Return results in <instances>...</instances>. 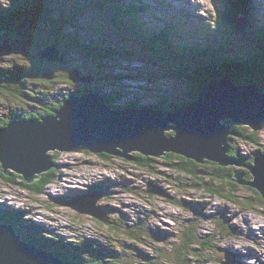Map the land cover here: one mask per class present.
Segmentation results:
<instances>
[{"label":"rangeland","instance_id":"rangeland-1","mask_svg":"<svg viewBox=\"0 0 264 264\" xmlns=\"http://www.w3.org/2000/svg\"><path fill=\"white\" fill-rule=\"evenodd\" d=\"M222 1L225 4L219 0H0V45L8 44L7 51L0 53V88L10 90L0 95V121L30 118L39 122L51 106L82 90L105 96L115 110L136 107L170 112L184 101L186 105L196 101V81L173 70L170 52L178 50L176 43H209L213 49L226 46L225 54L243 57L256 49L264 53L263 39L256 41L264 36V0H248L245 15L236 18V33L224 26L221 35L215 22L217 12L226 6ZM171 21L178 23L173 24L171 48L156 43L159 56L153 60L152 42L145 36L154 34L151 28H164ZM246 37L252 38L250 43ZM55 39L68 48L50 45ZM48 46L59 49L62 62L42 55ZM261 66L259 62L255 67L264 78ZM74 70L90 75V81L69 80L68 73ZM245 70L249 76V68ZM40 71H45L42 75L51 71L57 79L36 82L33 75ZM233 80L236 86L249 85ZM229 122V118L219 121L232 130ZM237 125L239 137L226 134L224 140L228 149L235 146L242 157L253 161L252 166L264 148V121L256 130ZM241 132L254 136L258 144L248 142L253 140ZM165 133L174 134L173 129ZM51 153L56 156V171L40 194L24 188L20 179L11 184L0 176V212L17 215L15 230L24 240L32 238L40 251L52 252L63 262L62 253L104 264H173L174 247L192 228L208 239L210 247L189 257L191 264H264V198L238 182V176L245 179L242 165L208 159L197 162L169 152L152 157L131 151L134 160L104 158L83 147ZM137 155L150 158L149 165L136 164ZM216 164L236 167L228 179L233 184L225 178L212 179ZM181 167L192 169L195 175ZM6 170V176H21L26 182L21 173ZM34 174L36 180L42 173ZM205 184L220 187L222 196L207 191ZM93 194L98 196L95 206L102 219L72 206Z\"/></svg>","mask_w":264,"mask_h":264},{"label":"water","instance_id":"water-1","mask_svg":"<svg viewBox=\"0 0 264 264\" xmlns=\"http://www.w3.org/2000/svg\"><path fill=\"white\" fill-rule=\"evenodd\" d=\"M7 45V46H6ZM0 45V53L8 44ZM48 60L62 62L59 49L48 46L42 51ZM43 79L51 80L47 71ZM71 81L88 83L91 76H81L77 70L69 71ZM87 91L71 94L62 107L41 121L34 119L12 120L0 129V163L21 173L27 183L36 175L51 169L49 152L69 151L83 147L95 154H106L134 160L131 151L142 155L161 157L165 153L185 155L197 162L205 159L219 164H235L227 156L225 135L239 137L219 123L229 118L233 123L248 125L256 130L264 121V95L254 84L236 86L231 76H223L218 83L211 82L192 103L174 111L163 112L147 108L115 110L103 95ZM172 122V125L169 123ZM230 127V126H229ZM231 128V127H230ZM173 129L167 136L165 131ZM252 179L238 176V182L258 191L264 198V153L249 166ZM97 195H88L86 201L72 204L78 212L102 219L100 208L95 206ZM0 264H73L42 252L25 241L10 223L0 221Z\"/></svg>","mask_w":264,"mask_h":264},{"label":"trees","instance_id":"trees-1","mask_svg":"<svg viewBox=\"0 0 264 264\" xmlns=\"http://www.w3.org/2000/svg\"><path fill=\"white\" fill-rule=\"evenodd\" d=\"M221 4H225V2H223L222 0ZM226 1V6L224 9L220 11H218L217 13H220L219 15H217V20L215 22L216 25V30L223 35V33L225 32L223 27L224 26H228L230 27V30L232 33H236L238 27L236 25V18L237 16L243 14L245 15V6L248 0H225ZM133 7V8H132ZM135 6L132 3L131 4V12L133 13ZM145 7L142 6L141 10H144ZM139 11V9H137ZM129 11V13H130ZM50 24H54V21L51 20L49 21ZM114 22L117 23V20L114 18ZM175 21H171L164 23L163 26H166L164 28H159V27H154L153 29L151 28V31L154 32L151 33L150 35H147L145 37H147L146 41L149 42L151 40V44L149 46V49L151 50L152 56H153V60L155 58H158L159 56V52L157 50V46L156 43L159 42V44L161 45H165L168 50L171 48L170 45V36L171 34H174V25L175 23H173ZM178 22V21H177ZM185 21H182L181 23H184ZM180 23V24H181ZM178 23L175 24V26H177ZM185 28V27H184ZM167 32V35H169L167 38H165L162 34V31ZM216 30H214V32H212V34L216 33ZM245 35H248L245 33ZM211 36V35H210ZM247 38V37H246ZM256 38V37H255ZM248 39V38H247ZM258 40H256L258 43L262 42L261 40L263 39L264 41V36L260 37V38H256ZM261 39V40H260ZM249 43L251 42V39H248ZM58 43L59 46H64L63 48H68L66 47V45H62L61 43H59V40H54L51 44H56ZM264 43V42H263ZM262 43V44H263ZM48 45V44H47ZM184 46V47H183ZM178 48V50L176 49ZM175 49L176 51L170 52L171 57L173 58L174 62V66H173V70L174 72H177L180 75H187L188 79L191 81H196V85H198V89L196 91L195 97L194 98H198L204 91H205V86L208 83H211V81H217L221 78V76L223 75H229L231 76L233 79H235V81L241 82L243 83H251L254 84L256 87H258V89H260L262 91V93H264V78L258 76V70L256 69L255 66L258 65L259 62L264 64V53L261 52L260 49H256V51H254V53H250V51H247V53L244 54L243 56H240L238 54L234 55V54H225V52H223L225 49H227L226 46L223 47H219V48H214L213 46H211L209 43L208 45H202V43H195L194 45L190 46V43H185L184 45L181 43H176L175 44ZM64 51V50H63ZM67 51V50H66ZM94 54H99V52ZM93 54V56H94ZM96 56V55H95ZM94 56V58H96ZM28 62H30L31 60L26 59ZM255 67V68H254ZM262 69L264 68L263 66H261ZM245 68H249L248 73L250 74L249 76L246 75V70ZM260 68V67H258ZM254 70L256 72H254ZM245 71V72H244ZM45 71H40L39 73L37 72V75H33V78L36 82L39 81V78L43 81H47V82H51L57 79V77H54L53 80H46L43 79L42 73ZM80 72V71H79ZM257 73V74H256ZM184 75V77H185ZM37 76V77H36ZM186 76V77H187ZM2 78V77H1ZM4 79V78H2ZM38 79V80H37ZM1 80V79H0ZM11 80V79H10ZM201 88V89H200ZM9 89H7V87H1L0 88V95H2V93L7 94V92L9 93ZM87 91L82 90V91H78L76 94H82L85 93ZM16 96V95H15ZM67 96H70V94H68ZM66 96V97H67ZM107 104H109L111 107L112 104L110 103L109 99H106ZM60 104L62 103H58L54 106H51L47 111H46V115H51L54 113V109H57ZM134 105V104H133ZM137 105V103H135V106ZM183 105H186V102H182L181 103V107ZM178 108L179 106H173L172 109L174 108ZM10 119H7L3 122L0 121V128L2 127H6L9 123ZM230 126L232 129H235L236 132H240V126H238L235 123L229 122ZM245 138L246 133L241 132ZM254 134V133H252ZM250 138V140L253 141H248V142H252L254 144H258V141H254L255 137L250 135L248 136ZM246 139V138H245ZM264 152V148L261 149V151H259V154ZM104 158H110V155H106V154H102L101 155ZM168 157L172 156L171 154L167 155ZM227 156L232 158L235 163H239V165H242L241 169H242V173L245 175V180H251L252 179V175L250 173V171L248 169H246L247 166H249L252 162H250V160L248 161V159H245L244 157H242L240 155V153L238 152L237 148L235 146H230L227 152ZM51 160L53 163L56 162V156L54 153H51ZM167 158V157H165ZM149 161H151L150 158H147L145 156H141V155H137L136 160L134 161L136 164L138 165H149ZM215 171L212 173V179H226L229 184H233V181L228 180L230 177L229 176H233L235 172H237L236 167H228V168H224V167H220L219 165H215ZM238 167V166H237ZM244 167V168H243ZM181 169L183 170H187V172H189L190 174H192L193 176L195 175L194 171L192 169H188L186 167H181ZM56 171V166H54L53 168L49 169V171L43 172L36 180H34L31 183H26L22 180L21 176H17V177H13L11 178L10 176H6L5 174H3L2 169L0 167V176L10 182L11 184L15 183L16 179H20V183L21 185L24 186V188L26 187V189H28L31 192L34 193H41L43 191V189L52 182L53 180V175L55 174ZM212 180V181H213ZM213 184V183H212ZM211 185V184H210ZM206 187V184H205ZM220 187H216L214 188L213 186L206 187L205 189L209 192H213L217 195H221L222 193L220 192V189H218ZM251 189V188H250ZM229 197V196H227ZM230 198V197H229ZM0 220L4 221V222H8L10 224H12L14 226L15 229H17L19 227V222H18V217L17 215L14 216L11 213L8 214V212H0ZM192 229V228H191ZM188 230L187 232H185V237H183L180 241L179 244H177L174 247V254L173 256H171V262H173V264H191L189 262V257L195 256L197 254V252H199V250H204L203 248L205 247H210V244L208 243V239L207 238H203L197 235V233L193 230ZM17 232V231H16ZM18 233V232H17ZM25 241L31 243V244H37L35 241L32 240V238H27L25 239ZM195 245H197L198 247H196ZM207 248V249H208ZM62 253V252H61ZM199 255V253H198ZM61 258L65 259V260H70L73 263H80V264H104V263H98L96 260L92 259V260H88V261H79L77 259H73L72 257H69L67 254L62 253V255H60ZM66 257V258H65Z\"/></svg>","mask_w":264,"mask_h":264},{"label":"bare ground","instance_id":"bare-ground-1","mask_svg":"<svg viewBox=\"0 0 264 264\" xmlns=\"http://www.w3.org/2000/svg\"><path fill=\"white\" fill-rule=\"evenodd\" d=\"M242 25V24H241ZM4 52V51H3ZM42 55H44L43 53H42ZM45 57V56H44ZM96 94V93H95ZM100 96V95H99ZM169 110V109H168ZM56 111V110H55ZM170 111H173V110H170ZM52 151H57V150H52ZM51 156V155H50ZM212 161V160H211ZM262 196V195H261ZM2 223V222H1ZM3 223H8V222H3ZM47 251V250H46ZM45 251V252H46ZM48 254V253H47ZM50 255V254H49ZM51 255H54V253H52L51 252ZM57 256V259H59V257H58V255H56ZM61 258V257H60ZM66 258V257H65ZM61 259H63V258H61ZM63 260H65V259H63ZM66 262H68L67 260H65ZM68 263H71V262H68ZM74 264V263H73ZM76 264H80V263H76Z\"/></svg>","mask_w":264,"mask_h":264},{"label":"flooded vegetation","instance_id":"flooded-vegetation-1","mask_svg":"<svg viewBox=\"0 0 264 264\" xmlns=\"http://www.w3.org/2000/svg\"><path fill=\"white\" fill-rule=\"evenodd\" d=\"M7 51V50H6ZM6 51H4L2 54H4Z\"/></svg>","mask_w":264,"mask_h":264}]
</instances>
